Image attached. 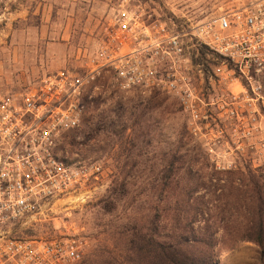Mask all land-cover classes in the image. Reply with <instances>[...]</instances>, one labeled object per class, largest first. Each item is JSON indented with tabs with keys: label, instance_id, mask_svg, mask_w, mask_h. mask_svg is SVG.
<instances>
[{
	"label": "rangeland",
	"instance_id": "rangeland-1",
	"mask_svg": "<svg viewBox=\"0 0 264 264\" xmlns=\"http://www.w3.org/2000/svg\"><path fill=\"white\" fill-rule=\"evenodd\" d=\"M117 1L0 0V95L29 87L59 68L80 66ZM247 1L139 0L155 18L178 28ZM223 114L208 112L201 134L195 137L170 95L107 88L95 98L80 126L67 131L58 145L70 161H97L99 178L90 180L80 193L48 200L37 214L13 225L10 234L31 239L73 236L81 245L73 264H104L107 252L119 258L128 255L131 264H139L142 253L134 249L135 243L129 245L130 235L118 232L129 222L143 223L148 229L153 207L163 202L153 196L166 189L160 177L172 170L185 173V164L176 169L179 163L171 168L169 162L183 156L186 148L199 145L207 156V161L196 165L198 174L219 172L209 188L219 191L230 186L235 194L248 190L254 177L264 190V111L238 119ZM241 129L250 132L242 136ZM184 141L188 143L183 146ZM204 164L209 169L202 168ZM227 171L233 172L231 185L225 178ZM120 182H125L127 193L113 200L115 207L108 211L111 190ZM215 238V249L222 250L214 264H264V238L229 247H223L221 231Z\"/></svg>",
	"mask_w": 264,
	"mask_h": 264
},
{
	"label": "built area",
	"instance_id": "built-area-1",
	"mask_svg": "<svg viewBox=\"0 0 264 264\" xmlns=\"http://www.w3.org/2000/svg\"><path fill=\"white\" fill-rule=\"evenodd\" d=\"M81 58L78 67L59 68L0 95V264L79 259L81 245L73 236L10 233L48 200L80 193L99 178L97 161H70L58 145L107 88L170 95L195 137L213 110L230 119L264 111V0L180 28L155 18L139 0H118ZM241 130L242 136L250 132Z\"/></svg>",
	"mask_w": 264,
	"mask_h": 264
},
{
	"label": "trees",
	"instance_id": "trees-1",
	"mask_svg": "<svg viewBox=\"0 0 264 264\" xmlns=\"http://www.w3.org/2000/svg\"><path fill=\"white\" fill-rule=\"evenodd\" d=\"M187 143L184 141L182 144ZM199 147L186 148L184 157H175L169 162L171 168L179 163L176 169L185 164V173L180 175L172 170L171 174L160 177L166 189L153 192L156 201L163 202L161 206L157 203L153 207L154 214L148 221V229L145 231L143 223L136 226L129 222L121 226L118 235H130L129 245L135 243L134 249L142 253L139 264H214L215 257L222 250L220 247L215 249V235L219 231L223 247L245 240L259 242L264 238V190L259 181L251 177L250 188L235 194L230 186L219 191L216 187L209 188L219 172L198 174L200 167L196 165L207 161ZM203 167L209 169L207 164ZM226 173V181L231 185L233 172ZM201 188L205 190L200 192ZM126 193L125 182L115 185L108 201V211L115 207L113 200ZM107 253L104 264H131L133 261L128 255L119 258ZM95 256L100 257L101 254L95 253Z\"/></svg>",
	"mask_w": 264,
	"mask_h": 264
}]
</instances>
